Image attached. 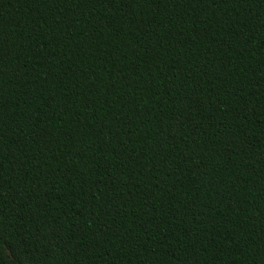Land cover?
<instances>
[{
    "label": "trees",
    "instance_id": "1",
    "mask_svg": "<svg viewBox=\"0 0 264 264\" xmlns=\"http://www.w3.org/2000/svg\"><path fill=\"white\" fill-rule=\"evenodd\" d=\"M0 264H264V0H0Z\"/></svg>",
    "mask_w": 264,
    "mask_h": 264
}]
</instances>
